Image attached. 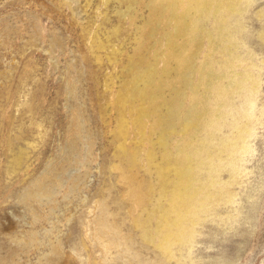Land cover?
Here are the masks:
<instances>
[{"label":"rangeland","instance_id":"obj_1","mask_svg":"<svg viewBox=\"0 0 264 264\" xmlns=\"http://www.w3.org/2000/svg\"><path fill=\"white\" fill-rule=\"evenodd\" d=\"M199 1L139 0L135 19L117 0H0V264H264V0H244L236 13L220 0L191 17L196 32L189 35L188 21L175 37L183 12ZM207 21L217 23L212 33ZM230 56L233 66L212 68L208 90L205 58ZM180 70H189L188 85L178 94ZM150 72L153 93L139 97L132 79ZM231 72L247 82L224 106L217 92ZM165 100L175 110L167 156L156 145L163 129L155 111ZM199 101L219 106V115L242 110L244 153L230 151L233 167L219 176L227 201L208 189L205 170L194 172L205 187L198 191L210 196L185 203L188 231L177 243L161 219L175 216L172 171L184 163L177 155L196 149L198 159L204 147L212 158L220 155H212L215 142L234 139L226 121L208 135L213 117L193 111ZM190 114L188 123L203 121L205 132L184 131Z\"/></svg>","mask_w":264,"mask_h":264},{"label":"bare ground","instance_id":"obj_2","mask_svg":"<svg viewBox=\"0 0 264 264\" xmlns=\"http://www.w3.org/2000/svg\"><path fill=\"white\" fill-rule=\"evenodd\" d=\"M114 1V0H112ZM162 1V0H161ZM165 1V0H164ZM181 1V0H180ZM189 1V0H188ZM194 1V0H193ZM198 1V0H197ZM227 1V0H226ZM225 1V2H226ZM117 2L119 3L120 6H122L124 9H125V15L126 16H129L130 18L133 17L135 19L136 18V15H135V8H137L138 6V2L139 0H117ZM168 2V1H167ZM179 2V1H178ZM191 2V1H190ZM220 2V0H202L201 2L199 1L198 4L196 5L195 3V7H193L191 10L187 9L186 11L183 12V15H182V19L180 21H178V17H175V15L173 16V20L172 21H178L181 23V26H179L180 28H177L176 27V31H175V37H182V35L184 34V32L188 29V21L189 23L192 22V24L190 25V34L196 32V29L198 28V22H195L196 20H200L203 16V14L207 11L209 12V8L212 7L213 4H218ZM233 6H234V11L235 13L239 10V8L243 5L244 3V0H231ZM246 2H248V0H246ZM192 3V2H191ZM162 4V2H161ZM169 4V3H168ZM172 4V3H171ZM177 4V3H176ZM175 4V5H176ZM222 4V3H221ZM226 4V3H225ZM118 5V4H117ZM118 5V6H119ZM174 5V7H175ZM154 6V5H153ZM152 6V7H153ZM194 6V5H193ZM231 6V5H230ZM162 7V6H161ZM164 7H167V6H163ZM170 7V6H169ZM173 7V6H172ZM190 7V6H188ZM225 7V6H224ZM119 8V7H118ZM155 9L157 7H154ZM177 8V7H176ZM187 8V7H186ZM138 10V9H137ZM153 10V8L151 9ZM160 10V9H158ZM166 11V10H165ZM171 11V10H170ZM176 11V10H175ZM194 11V13H193ZM121 12V11H120ZM158 12V11H157ZM162 12V11H161ZM174 12V10H172V13ZM181 12V10L179 11ZM124 13V12H123ZM154 13V12H153ZM171 13V14H172ZM156 14V12H155ZM153 15V14H152ZM165 15V13H164ZM195 16L196 20L192 21L194 18H191L192 16ZM217 15V14H216ZM156 16V15H155ZM181 16V15H180ZM159 17V16H158ZM205 17V15H204ZM217 17V16H216ZM147 18V17H146ZM161 19V18H159ZM167 19V18H166ZM169 19H172V17ZM209 20V19H208ZM163 22V20H162ZM202 22V21H200ZM140 23H143L142 21H140ZM139 23V24H140ZM158 24V23H157ZM227 26L229 27V30H230V33L231 35H234L233 34V28H234V25H235V21L233 20V18H229L227 19ZM204 25V24H203ZM202 25V26H203ZM159 26V25H158ZM157 26V27H158ZM177 26V25H176ZM197 28H196V27ZM137 28V31H135L137 34H135L134 36V39L137 40V38L139 37V34H140V30H141V27H142V24H141V27L139 26H136ZM206 27L207 29L209 30V32H213L216 27H217V23H215L214 21H207L206 23ZM156 28V27H155ZM200 28V26H199ZM151 29V28H150ZM151 31V30H149ZM201 31V30H200ZM148 34V33H147ZM146 34V35H147ZM186 35V34H185ZM188 35V34H187ZM153 36V34H152ZM168 36V35H167ZM151 37V36H150ZM258 38L264 43V28L259 32V35H258ZM173 40V39H172ZM215 42V40H214ZM215 44V43H214ZM218 48V47H217ZM233 55V54H232ZM227 58H230V60H221V62H218L216 63L215 59H211L208 57L205 58V64L206 65H209L210 66V70H206L205 71V74L207 75V78H206V87L207 89L209 90L212 86H214V83H215V78L210 75L211 72H213V70H218L219 73H222L224 70H227L228 67H231L233 66V56H230V57H227ZM213 68V70H212ZM189 70H180V76L183 77L178 85L180 84L181 87L179 89V91H175V92H178V94L180 92H183L187 90V80H186V75H187V72ZM209 73V74H208ZM137 76L136 78L134 77V79H132L133 81V84H134V87H133V90L135 91V93L139 96V97H143V95L146 96V94L148 93V91L150 92L153 88V85H152V82H153V77H152V74L150 72V74L148 75V73H145V74H138L136 73ZM171 74V73H170ZM231 79H230V83L227 85V86H222L219 91L217 92V101L219 104H223L224 106H226L228 104V102L232 101L233 98L239 94V90H241L242 88L245 87L246 85V79H242L240 80L239 82L238 81H235L234 80V74L231 72ZM215 76V75H214ZM169 77V76H168ZM171 77V76H170ZM206 77V76H205ZM163 79V78H162ZM190 79V78H189ZM217 80V78H216ZM222 80V79H221ZM221 82V81H220ZM204 83V82H203ZM152 85V86H151ZM205 85V84H204ZM216 85V84H215ZM163 86V85H162ZM155 87V86H154ZM204 88V87H203ZM247 88H248V84H247ZM174 89V88H173ZM197 88H195L196 90ZM154 90V89H153ZM199 90V89H197ZM196 90V91H197ZM207 90V91H208ZM237 90V91H236ZM204 91H205V88H204ZM155 92V91H154ZM165 92V91H164ZM174 92V94L176 95V93ZM199 92V91H198ZM202 92V90H201ZM210 92V91H209ZM153 91H151L150 95H152ZM156 93V92H155ZM195 93V92H194ZM200 94V93H199ZM203 94V93H202ZM207 95V94H206ZM203 97V96H202ZM166 98V96H165ZM214 98V97H213ZM137 99V98H135ZM145 99V97H144ZM156 99V98H155ZM204 100V98H203ZM201 100V101H203ZM210 100V98H209ZM144 101V100H143ZM146 101V100H145ZM166 101V100H165ZM172 102H174V100H171L168 102V100L166 101V103L163 105L162 108H159V106H157V109L155 112H157V117L160 119V124H162V131L158 134V136L156 137V145L157 147L159 148V150H161V152H163L165 156H167V147H168V139L167 137V132L168 131H174L173 127L170 126L168 124V121L175 115V110L173 109V107L171 106V104H173ZM206 102V100L204 101ZM146 103V102H144ZM144 103H142L141 105H143ZM153 103V102H152ZM160 103V102H159ZM177 103V102H175ZM240 104H242V102L240 101L239 102ZM136 105V104H135ZM206 105V104H204ZM149 106V105H148ZM153 106V105H152ZM236 106L237 105V102H236ZM207 107V106H206ZM241 106L239 105L238 108H240ZM134 108V107H133ZM149 109V108H148ZM241 109V108H240ZM196 110H200L201 113H202V120L208 115V114H211V116L213 117L212 120L209 119V133L208 135H213V130L218 128L220 126V124L224 121L226 122H229L232 124V129L229 130V135L233 136L234 139H231L229 140L228 142H224L222 144H218L215 142L214 144V149L212 151V155L213 154H220L222 155L224 153V157L223 156H220V155H215V157H212L210 158V156L207 155V153H205V155L203 156L204 154V147L203 148H198L200 151V156L199 158L197 159L195 156H193V152L195 153L196 152V149L193 150V151H185V150H181V155L178 154L177 155V160L181 159L183 160V164H181L182 166H176L172 172H174V174L179 178L178 180V186L175 188V191L173 193V198L175 200V202H173L172 204V210L174 211L175 213V216H173L170 220H168L167 218L164 217H161V219H163V224L164 226L168 227V228H174L172 230L175 231V234L173 235V239L179 243L180 241H184V238H185V234H183V227L185 229V232L187 233L188 231V221H186V217H183L186 216L192 209H188L186 210L185 209V203L190 204L193 202L195 205L199 204L202 202V201H205L207 202V200L209 199L208 197L210 196V193L206 190L203 194L200 193L196 187V184H201V187L205 188L204 187V183L200 182V180H198L197 182H194V172H196L197 170H205L206 172L203 173V178L205 181L209 182V184H212L214 183V186L210 187L208 186V189L209 190H213L212 188H214V195H215V198L218 199V200H221V201H227L225 199L227 195V192L228 191V186L227 184H223V186L221 185L222 183L219 182V176L220 174L223 172V171H226L228 172L229 170H231V168L233 166H230L231 163L228 162L229 160V155L231 154V152H233L234 155H237L238 153L241 154V153H244V141H242L244 138V133L243 131L240 129V126H239V123L241 122L243 116L241 115V111L242 110H239L237 111V109L234 110V116L232 114H227L225 112H220L221 115H219V106H215L212 110H208L207 108H204V106L202 105V103H198V105L194 106L193 108V111H196ZM148 111V110H147ZM151 111V110H150ZM154 112V113H155ZM147 113V112H146ZM145 113V114H146ZM193 113V112H192ZM198 113V112H197ZM155 115V114H154ZM195 115V114H194ZM194 116H192L191 114L187 116V118L185 119L183 125L185 127V130L186 132H188L189 134L191 132H196V128H197V125H198V132H202L204 130V123L203 121L200 120V122L197 124V123H188L191 118L192 120ZM198 118H200L199 116H197ZM197 121V120H195ZM243 121V120H242ZM191 122V121H190ZM188 126H191L192 128H190V131L187 130V127ZM183 128V126H182ZM243 129H246V127H243ZM185 132V133H186ZM246 132V130H245ZM165 133V134H164ZM168 134H170V132H168ZM187 135V134H186ZM214 136V135H213ZM194 137V136H193ZM238 138V139H235ZM172 138V137H171ZM198 138V137H197ZM195 140V139H194ZM190 144V143H189ZM193 144V143H192ZM196 144V143H195ZM227 144V145H226ZM246 144H247V141H246ZM155 145V146H156ZM205 147H208L209 146V143L208 141H205ZM226 145V146H224ZM219 146V147H218ZM223 146V147H222ZM189 147V146H188ZM229 149V152H227V154L223 151L224 149ZM211 150V149H209ZM231 151V152H230ZM153 154V153H152ZM153 156V155H152ZM169 156V155H168ZM195 157L196 158V161L198 162V167H197V164H196V161H195V158H192ZM165 158V157H164ZM167 159H169L168 157H166ZM166 160V159H165ZM170 160V159H169ZM223 163V164H222ZM200 164V166H199ZM221 164L223 166H221ZM168 173V172H167ZM166 174V173H165ZM166 176V175H165ZM166 178V177H165ZM172 179V178H171ZM173 180V179H172ZM170 180V181H172ZM177 180V179H176ZM229 182H231V184H234L237 182L236 178H235V174L234 175H229V178L228 180ZM219 182V187L215 186V184ZM36 185V184H35ZM170 186V185H169ZM168 187V186H167ZM169 189V187H168ZM166 190V189H165ZM200 190V189H199ZM202 191V190H200ZM32 192V191H31ZM30 192V193H31ZM169 194V193H168ZM171 194V193H170ZM163 197V196H162ZM170 197V196H169ZM166 199V197H165ZM168 200V199H167ZM28 202V201H27ZM161 202V201H159ZM164 202V201H163ZM162 202V203H163ZM26 203V202H25ZM31 203V202H30ZM33 203V202H32ZM205 204V203H204ZM28 205V204H27ZM200 207V206H199ZM161 208V207H160ZM203 210L205 209V207H202ZM214 205L210 208V213H215V210H214ZM161 210V209H159ZM185 210V211H183ZM183 211V212H182ZM182 212V216L180 215V213ZM164 212L161 214L163 215ZM179 217H178V215ZM182 218V219H181ZM183 219H185V222L183 224ZM165 227V228H166ZM168 230V229H167ZM170 233V232H169ZM172 233V232H171ZM172 236V235H170ZM172 239V240H173ZM167 240V239H166ZM171 242V241H170ZM169 244V243H167ZM180 248V247H179ZM167 249V248H166ZM169 250V249H168ZM175 250V249H174ZM173 250V251H174ZM166 252V251H165ZM170 252V251H169ZM164 254V253H163ZM164 256V255H163ZM166 258V256H164ZM168 257V256H167ZM169 259V257H168Z\"/></svg>","mask_w":264,"mask_h":264}]
</instances>
